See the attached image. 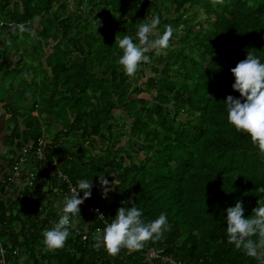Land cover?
I'll return each instance as SVG.
<instances>
[{"label": "trees", "instance_id": "1", "mask_svg": "<svg viewBox=\"0 0 264 264\" xmlns=\"http://www.w3.org/2000/svg\"><path fill=\"white\" fill-rule=\"evenodd\" d=\"M201 11L207 20L197 27L193 19ZM155 16L161 21L157 35L168 24L176 31L166 53H148L151 62L136 74L145 77L149 69L152 75L134 82L136 76L130 79L118 64L122 50L116 36L127 34L138 43V24ZM0 22L1 35L12 34L9 48L0 51L1 71L9 68L4 61L12 62L9 49L21 54L29 38L49 47L48 101L62 130L36 167L53 172L62 200L80 180L92 181L86 201L105 217L80 208L65 247L49 250L42 233L58 222L62 207L43 206L52 190L42 189V172L32 171L33 185L23 188L14 205L4 199L11 185L7 169L23 149L18 144L15 160L0 162L6 178L0 181V242L10 264L24 259V264H150V252L189 264H258L228 243L226 210L240 201L247 218L258 202L264 204V154L228 122L225 102L229 95L240 98L231 69L248 51L264 63V0H225L224 6L211 0H0ZM21 23L35 34L25 32L23 38L18 29L13 32L11 26ZM29 121L32 135L24 134L23 142L32 141L34 152L45 134L32 115ZM103 176L118 181L107 198L99 183ZM133 205L146 222L166 214L170 230L142 250L122 249L115 258L103 246L95 249L97 229L119 207ZM86 225L90 232L83 241L75 229Z\"/></svg>", "mask_w": 264, "mask_h": 264}, {"label": "clouds", "instance_id": "2", "mask_svg": "<svg viewBox=\"0 0 264 264\" xmlns=\"http://www.w3.org/2000/svg\"><path fill=\"white\" fill-rule=\"evenodd\" d=\"M213 6L225 5V0H211ZM161 21L158 16L151 22H141L136 31L137 42L130 35H123L116 43L122 50L118 59L124 74L134 78L142 64L151 62L148 53L154 52L157 56L166 53L170 47V40L176 31L171 24L165 25L162 35H157V28ZM13 32L18 29L20 33L31 30L23 23L11 26ZM11 45V40L6 41ZM235 78L232 88L239 93L240 98L229 95L226 98L227 119L238 133L247 134L253 143L258 146L259 152L264 154V63L249 50L246 59L238 62L231 69ZM28 79L30 74L25 73ZM102 189V198H107L108 193L114 190L118 181L111 183L105 176L99 177ZM92 181L80 180L77 187L71 189V195L66 196L62 205V215L58 222H54L50 229L43 231V242L49 250H59L65 247L70 236V230L75 227L80 218V206L91 197ZM83 193V198H80ZM125 203H131L127 201ZM97 218L105 220L99 209L96 210ZM228 243L237 250H243L248 257L254 258L258 264H264V204L258 202L252 215L245 218V209L242 202L237 201L234 207L226 210ZM170 230L166 214L150 222L143 219L142 211L136 206H121L110 223L103 230L97 229L94 235L93 247L97 250L101 246L109 256L115 258L122 249L135 252L142 250L149 242H156L163 238L164 233Z\"/></svg>", "mask_w": 264, "mask_h": 264}, {"label": "crops", "instance_id": "3", "mask_svg": "<svg viewBox=\"0 0 264 264\" xmlns=\"http://www.w3.org/2000/svg\"><path fill=\"white\" fill-rule=\"evenodd\" d=\"M11 31H7L4 35H1L0 31V51H3L7 48H9V45L7 44L6 41L11 40ZM54 46V45H53ZM52 46V47H53ZM32 48V47H31ZM28 46H24L21 50V54H23V58L21 54H18L13 47L12 49H9V58L11 59L12 62H9L8 64L4 61L3 64L8 65V69L5 71H1L0 69V162L5 161V159L15 158L18 156L19 152L16 153V145L21 146V149L28 146L31 147L33 145V142L30 141L28 144H24V134L27 135L26 138H30L32 135V132L29 131V123L30 121L27 120V118L20 114L25 108L26 104L28 102L26 94H23V86L24 87H30L31 90H33L31 94V99H34L35 96L39 93V83H34L33 78L34 75H30L28 80L25 81L26 84H29L27 86L25 83L23 84L22 81L16 82L17 77L15 75H11V73H20L26 68H30L35 66V64H32L28 60V58H32L34 60H39L40 63L46 64V68L49 69L48 65V60H47V52L49 50V47H46L44 50L45 56H35L33 55L34 52L30 49ZM39 58V59H37ZM10 73V79L6 78L7 74ZM31 73V71H30ZM23 74V73H22ZM25 78V75H24ZM9 79V80H8ZM25 90V89H24ZM15 93H18L16 98L14 99L12 96L15 95ZM49 95L51 96L52 93L51 91L49 92ZM38 100H35L34 105L32 106V116L35 118L37 125H39V122H41L42 118H46V124L49 126L51 129L56 130V135L54 139L56 138L57 134L59 131L62 130V127L57 124L55 117L51 113V108L46 107L47 110L42 111V103H41V95H37ZM18 109H23L21 112L18 111ZM42 111V112H41ZM15 117V118H14ZM17 118V119H16ZM29 118V116H28ZM12 121V124H11ZM27 121V122H26ZM13 133H16V135H19L18 137H14L11 139V136ZM45 136L42 137L46 145H50L52 141H50L47 138V133H44ZM64 140V139H62ZM62 142V141H61ZM68 148L76 150V147L74 148L73 145H69ZM31 165L28 164V167L24 171H33L34 169H30ZM23 168V167H22ZM31 168H34L31 167ZM36 169L40 170L42 174L45 176L44 178L46 180L49 179V177L53 176L54 174L52 171L48 169L46 165H42L41 167H36ZM35 171V170H34ZM55 178V177H54ZM44 179V180H45ZM27 181V176H24V178L19 181V182H14L9 186V193L8 196H6L4 199L5 200H17L21 196V192L23 188H25ZM42 189L44 191H49L52 190L50 197L56 199L61 197V188L59 186V182L56 181V183L53 184L52 188H49V190H45L43 187ZM44 202V201H43ZM42 202L43 205H46ZM59 207H62L60 205ZM27 222V220H26ZM25 261L22 260L20 261L19 264H23ZM23 262V263H22ZM151 264V263H150Z\"/></svg>", "mask_w": 264, "mask_h": 264}, {"label": "rangeland", "instance_id": "4", "mask_svg": "<svg viewBox=\"0 0 264 264\" xmlns=\"http://www.w3.org/2000/svg\"><path fill=\"white\" fill-rule=\"evenodd\" d=\"M188 16H191V15H188ZM204 20H207V18H206V15L203 13V11H201V12H199L198 16L195 19H193V24L197 25V27H198V23L197 22L198 21H201V22L203 21L204 22ZM38 21L39 20H37V23H38ZM32 34L34 35L35 33H32ZM20 36L23 37V38H25V37L28 38V34L24 35V34L21 33ZM36 39H37V37H36ZM53 45L54 44L51 42V46H53ZM46 46L47 45H45V43H43V41H41V43H39V42H37V40L33 41V38H29L28 47H30L32 52L34 51L35 54H39V53L43 52L46 49ZM30 49H28V51ZM35 54H33V55H35ZM195 54L197 55V53H195ZM35 56H37V55H35ZM37 59H39V58H37ZM28 60L30 62H32V64H35V66L30 67V68H26V69H24L23 71H21L18 74L11 73V75H13V76L15 75V77H17L16 82L19 83V81H22L23 84L25 83V81L28 80V79L24 78V74L25 73H28L31 76L34 75V78H33L34 83H39V89H38L39 93L37 95H41V103H42V107H43L42 111L44 109L47 110V108H46L47 106H48V108H51L50 105H49V101H48V98L50 97V95L47 93V89H50V83H52V78H53V75L51 73V68L49 67V69H47L46 68V64L42 65L39 60H34L32 58H28ZM30 71H31V73H30ZM151 75H152L151 71L149 69H147L146 70V76L144 77V76H141L139 74L138 76H136L134 82L139 77L141 79V82L144 83V82L147 81L148 77H150ZM6 78L10 79V73L7 74ZM26 85L29 86V84H26ZM24 86H23V91L22 92H23V94H26V96H27L26 101L28 100V102H27L26 108L24 110L23 109H18V111L21 112L23 110L20 114L24 115L27 118V120L29 121L28 116L31 117V115H32V106L34 105L35 100H38V97L36 95L34 99H31V94H32L33 90H31L30 87H24ZM154 93H155V91L152 90V94L153 95H155ZM17 95H18V93H15V95L12 96V97L15 99ZM144 96L149 97L148 95H144ZM58 108H61V107H58ZM120 113L121 112L119 111L118 114H120ZM46 121H47V119L43 117L41 122H39L40 126H39L38 131L47 133V138L50 141H52V140H54V137L56 135V130L51 129L49 126H47ZM11 124H12V121H11ZM37 164H38V161L35 162L34 168H31L29 166L30 169L31 170L34 169L36 172H38V169H36ZM27 167H28V165H23L22 169L26 170ZM54 183H56V178L51 176V177H49L48 180L45 181V184L43 185V188L45 190H49V188L53 187ZM43 201H44L43 203L46 204V205H43L44 207H46V206L59 207L60 205H63V201L64 200H62L61 198L54 199V198L50 197V193L48 192L47 197H45ZM11 202L14 205V203H13L14 200L11 201Z\"/></svg>", "mask_w": 264, "mask_h": 264}, {"label": "built area", "instance_id": "5", "mask_svg": "<svg viewBox=\"0 0 264 264\" xmlns=\"http://www.w3.org/2000/svg\"><path fill=\"white\" fill-rule=\"evenodd\" d=\"M1 23V22H0ZM2 24V23H1ZM37 149L36 151L32 152V147H24L21 151V153L19 154L17 160L15 161L13 167L11 169H7L9 170L10 173V178H9V182L12 184L14 182H19L21 181L24 176H27V181H26V185L25 186H32L33 182L35 180V174L32 171H24L22 169L23 165H28L30 164L31 167L35 164V162L38 161L43 163L46 160V155H47V145L44 142V140L42 138H40L37 141ZM56 164V162H55ZM38 165V164H37ZM4 172L2 170H0V181H6V178L4 177ZM60 177H62L63 180H66L67 178L65 176H63L60 173ZM7 189L9 190V187H7ZM80 198H83L80 197ZM83 207H89L88 209V213L89 214H93L95 216H97V212L96 210L99 209L100 213H102L101 208L99 207H94L92 205H88V202L85 201L80 208ZM86 213V211H85ZM104 216V214H103ZM90 230L88 228V226L86 225L84 227V230H80V229H75V233L78 236L82 235L83 241H86L88 239V234H89ZM20 254V250L17 248L13 251V255H19ZM7 256H8V251L7 249L3 246V244L1 245L0 242V264H10L9 261H7ZM148 259L149 262H157L158 264H189L186 261L183 260H176L173 256L171 255H161L158 252H150L148 254Z\"/></svg>", "mask_w": 264, "mask_h": 264}]
</instances>
